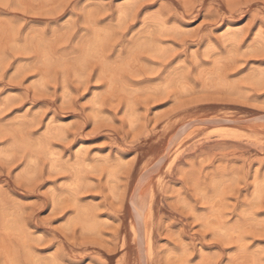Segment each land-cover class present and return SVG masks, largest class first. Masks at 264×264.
<instances>
[{"label": "rangeland", "instance_id": "rangeland-1", "mask_svg": "<svg viewBox=\"0 0 264 264\" xmlns=\"http://www.w3.org/2000/svg\"><path fill=\"white\" fill-rule=\"evenodd\" d=\"M0 264H264V0H0Z\"/></svg>", "mask_w": 264, "mask_h": 264}]
</instances>
